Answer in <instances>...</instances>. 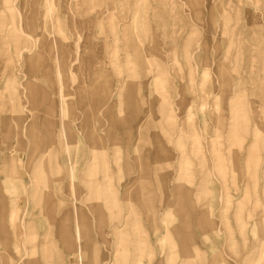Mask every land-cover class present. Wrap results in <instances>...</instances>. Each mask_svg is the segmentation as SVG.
<instances>
[{
  "label": "rangeland",
  "instance_id": "obj_1",
  "mask_svg": "<svg viewBox=\"0 0 264 264\" xmlns=\"http://www.w3.org/2000/svg\"><path fill=\"white\" fill-rule=\"evenodd\" d=\"M0 264H264V0H0Z\"/></svg>",
  "mask_w": 264,
  "mask_h": 264
}]
</instances>
